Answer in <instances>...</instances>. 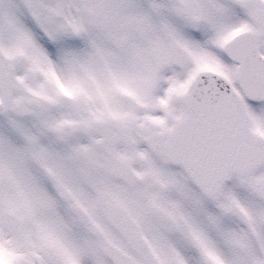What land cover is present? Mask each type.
I'll return each mask as SVG.
<instances>
[{
  "label": "snow or ice",
  "instance_id": "6c2138e0",
  "mask_svg": "<svg viewBox=\"0 0 264 264\" xmlns=\"http://www.w3.org/2000/svg\"><path fill=\"white\" fill-rule=\"evenodd\" d=\"M0 264H264V0H0Z\"/></svg>",
  "mask_w": 264,
  "mask_h": 264
}]
</instances>
